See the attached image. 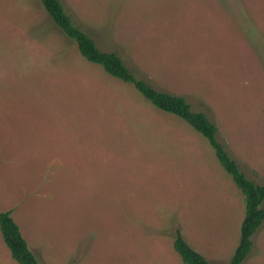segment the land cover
<instances>
[{"label":"rangeland","instance_id":"rangeland-1","mask_svg":"<svg viewBox=\"0 0 264 264\" xmlns=\"http://www.w3.org/2000/svg\"><path fill=\"white\" fill-rule=\"evenodd\" d=\"M61 2L264 184V0ZM0 210L40 264H184L177 230L228 264L245 202L204 137L88 62L40 0H0ZM252 242L242 264H264V223ZM0 264H18L1 232Z\"/></svg>","mask_w":264,"mask_h":264},{"label":"trees","instance_id":"trees-1","mask_svg":"<svg viewBox=\"0 0 264 264\" xmlns=\"http://www.w3.org/2000/svg\"><path fill=\"white\" fill-rule=\"evenodd\" d=\"M54 23L73 40L80 54L90 63L101 66L110 76L132 85L150 104L161 112L174 115L204 137L224 170L244 196L245 211L240 227V241L228 264H242L252 251V238L264 223V184L251 180L218 140L216 125L202 112H196L182 96L161 92L138 78L115 52H104L96 41L75 25L61 0H40ZM0 232L11 257L18 264H40L15 221L12 211L0 210ZM173 247L184 264H214L194 250L177 230Z\"/></svg>","mask_w":264,"mask_h":264}]
</instances>
